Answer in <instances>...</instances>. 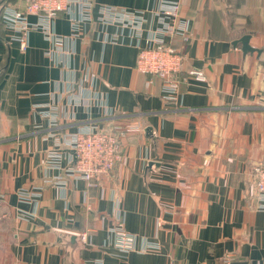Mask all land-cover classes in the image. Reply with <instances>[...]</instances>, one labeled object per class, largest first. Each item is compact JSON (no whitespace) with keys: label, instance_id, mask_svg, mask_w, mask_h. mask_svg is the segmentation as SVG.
Returning a JSON list of instances; mask_svg holds the SVG:
<instances>
[{"label":"crops","instance_id":"obj_1","mask_svg":"<svg viewBox=\"0 0 264 264\" xmlns=\"http://www.w3.org/2000/svg\"><path fill=\"white\" fill-rule=\"evenodd\" d=\"M92 2L90 21L74 29L79 18L58 13L62 41L33 30L26 51L0 5V264H220L225 254L264 264L254 184L264 162V0ZM168 2L190 27L188 40L165 38L185 57L175 102L136 69ZM110 6L143 14V24L122 25ZM244 35L261 53L234 45ZM86 126L127 130L120 161L93 185L68 172L71 150L61 149V169L47 159L55 139ZM120 226L134 237L127 253L114 247ZM57 231L80 234L74 255Z\"/></svg>","mask_w":264,"mask_h":264},{"label":"built area","instance_id":"obj_2","mask_svg":"<svg viewBox=\"0 0 264 264\" xmlns=\"http://www.w3.org/2000/svg\"><path fill=\"white\" fill-rule=\"evenodd\" d=\"M23 9H16L5 4L7 0H0L2 7L1 19L7 28L14 32L12 40L19 44L20 50L26 51L29 45V35L33 30H41L49 41L56 44L62 39L52 30L53 21L58 13L74 14L77 18L73 21L74 29L81 21L92 19V0H24ZM106 11L115 15L116 20L130 28L143 24V14L130 12L125 9L118 10L114 7L106 8ZM39 16L38 22H30L29 16ZM178 2H168L163 5L159 14L161 27L157 33L150 36L144 46L139 47L136 69L144 74L157 76L162 82L163 98L169 102L177 101L180 89L179 74L185 70V57L166 42L165 38L174 36L189 39V22L179 21ZM142 27V26H141ZM188 78L197 81H206L203 71L188 70ZM125 129L114 126L99 128L86 126L71 135L55 139L54 151L48 153V163L52 169H61L64 159L61 149L73 152L72 163L68 172L79 180L93 185V181L111 174L116 164L122 157V139L126 135ZM255 190L260 199V207L264 210V162L255 167ZM115 235L114 247L120 252L127 253L133 249L134 237L127 233L123 227L113 230ZM80 235V234H79ZM84 238V236H82ZM220 264H237L232 254H225L220 259Z\"/></svg>","mask_w":264,"mask_h":264},{"label":"water","instance_id":"obj_3","mask_svg":"<svg viewBox=\"0 0 264 264\" xmlns=\"http://www.w3.org/2000/svg\"><path fill=\"white\" fill-rule=\"evenodd\" d=\"M225 1L226 5H228V2H226L227 0H223ZM250 39L251 36L250 35H244L241 39L237 40L236 42H234V45H238L241 44L242 45V51L244 52V54L247 53H254L255 51H257L258 53H261L260 50L254 49L251 45H250ZM154 164L150 163L149 166L152 167ZM57 236H58V242L61 243L65 249L66 252H69L71 255H74V252L80 248V236L77 233H70V232H59L57 231Z\"/></svg>","mask_w":264,"mask_h":264},{"label":"rangeland","instance_id":"obj_4","mask_svg":"<svg viewBox=\"0 0 264 264\" xmlns=\"http://www.w3.org/2000/svg\"><path fill=\"white\" fill-rule=\"evenodd\" d=\"M222 4V9H221V14H224L225 15V13L228 15L229 14V8H225V4H223V3H221Z\"/></svg>","mask_w":264,"mask_h":264}]
</instances>
